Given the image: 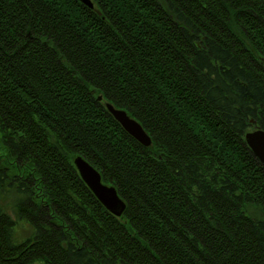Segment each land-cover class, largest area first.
I'll use <instances>...</instances> for the list:
<instances>
[{"label": "trees", "instance_id": "1", "mask_svg": "<svg viewBox=\"0 0 264 264\" xmlns=\"http://www.w3.org/2000/svg\"><path fill=\"white\" fill-rule=\"evenodd\" d=\"M90 1L0 0V264H264V0Z\"/></svg>", "mask_w": 264, "mask_h": 264}, {"label": "water", "instance_id": "2", "mask_svg": "<svg viewBox=\"0 0 264 264\" xmlns=\"http://www.w3.org/2000/svg\"><path fill=\"white\" fill-rule=\"evenodd\" d=\"M80 1L89 7H93L90 0ZM99 99L102 100V97ZM106 106L114 115L115 119L132 137L145 147L151 146L152 140L150 136L136 119L130 117L126 111L115 108L110 103L106 104ZM245 140L256 157L264 164V131L260 128L249 131L245 135ZM74 163L84 182L103 206L115 216H122L126 210V203L120 198L116 188L104 184L101 174L83 158H76Z\"/></svg>", "mask_w": 264, "mask_h": 264}, {"label": "rangeland", "instance_id": "3", "mask_svg": "<svg viewBox=\"0 0 264 264\" xmlns=\"http://www.w3.org/2000/svg\"><path fill=\"white\" fill-rule=\"evenodd\" d=\"M255 128H251V131H254ZM2 146L0 144V157L3 158L4 155H2ZM3 162L5 161V159H2ZM6 201V200H5ZM4 200H0V203L4 206L5 210L9 211L10 212V215L16 220V216H15V210L10 207H6L7 205V202H5ZM30 233H31V227L27 224V223H19L17 225V228H16V233H15V236L16 238L20 241V240H23V239H26L28 236H30Z\"/></svg>", "mask_w": 264, "mask_h": 264}]
</instances>
